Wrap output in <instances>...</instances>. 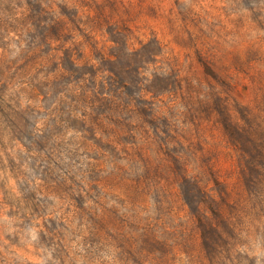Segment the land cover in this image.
<instances>
[{
    "label": "rangeland",
    "instance_id": "374dc122",
    "mask_svg": "<svg viewBox=\"0 0 264 264\" xmlns=\"http://www.w3.org/2000/svg\"><path fill=\"white\" fill-rule=\"evenodd\" d=\"M0 264H264V0H0Z\"/></svg>",
    "mask_w": 264,
    "mask_h": 264
},
{
    "label": "trees",
    "instance_id": "16d2710c",
    "mask_svg": "<svg viewBox=\"0 0 264 264\" xmlns=\"http://www.w3.org/2000/svg\"><path fill=\"white\" fill-rule=\"evenodd\" d=\"M146 111H147L146 114H151L149 112L150 111L149 109L146 110ZM171 157H172L174 163L179 164V166H181V163H180L181 159H180V157L178 155L172 154ZM145 172L148 173L147 170H145ZM150 174H151L150 172L147 174L148 177H149ZM147 175H145V176H147ZM140 176H144V173L140 174ZM193 187H195V190L197 189L199 192H201V194H202V202H204L205 205H207L210 208H212V210L214 211L215 215H218L220 217L221 216V209L219 207L218 200H216L214 197H212L210 194H208V192L206 191V187L204 185L200 186V185H197V184H193ZM200 187L202 189H200ZM197 203L195 202L193 204H197ZM194 210L196 211V213L198 214V217L201 220L200 228L202 229V238H207L205 230L208 227V225L213 226V224L211 222V218H209L206 215L205 211H203V208H202V212H200V210L198 208V205L196 206V208ZM218 233H220V232H218ZM219 235H221V233Z\"/></svg>",
    "mask_w": 264,
    "mask_h": 264
}]
</instances>
